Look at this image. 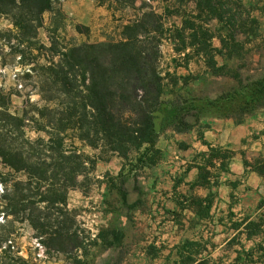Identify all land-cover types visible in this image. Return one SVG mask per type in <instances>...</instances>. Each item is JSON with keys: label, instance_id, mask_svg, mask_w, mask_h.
<instances>
[{"label": "trees", "instance_id": "16d2710c", "mask_svg": "<svg viewBox=\"0 0 264 264\" xmlns=\"http://www.w3.org/2000/svg\"><path fill=\"white\" fill-rule=\"evenodd\" d=\"M59 1L0 0V15L14 26L0 29V43L13 48V40L17 41L23 54L20 63L31 65L24 74L34 77L35 93L41 100L29 96L14 111L12 93L0 85V165L7 170L1 173L5 192L0 214L28 222L47 254L83 262L92 246L102 242L112 247L124 233L106 228L92 235L82 228L78 213L68 206L70 191L87 188L98 161H108L115 154L124 160L117 175L121 180L133 171L136 176L157 166L164 150L158 146L156 119L164 110L167 88L180 83L186 88L199 78L192 73L179 76L176 70L161 67L164 41L173 45L175 69L188 68L197 58L213 75L242 82L241 69L250 45L257 38L264 41V36L259 19L244 0H162V12L154 6L155 0H140L143 13L123 26L119 39L47 46L39 30L44 14L54 12ZM137 1L130 3L134 6ZM215 39L220 45H215ZM26 50L38 51L43 60L30 62ZM235 58L238 64L227 62ZM251 94L264 99V84ZM183 107L175 112L181 119L177 131L191 129L180 113ZM30 130L39 135L33 138ZM77 142L99 153H86ZM237 153L226 149L222 156ZM241 154L248 164L245 153ZM216 156L219 153L212 148L211 157ZM254 169L264 176V161L257 160ZM208 174L201 168L196 183L205 185ZM120 194L127 198L124 190ZM245 230L248 238H261L245 251V259L249 264H264V213L257 220L247 218ZM205 251V242L187 239L176 246L173 264H212ZM17 261L27 262L18 257L9 264Z\"/></svg>", "mask_w": 264, "mask_h": 264}, {"label": "rangeland", "instance_id": "374dc122", "mask_svg": "<svg viewBox=\"0 0 264 264\" xmlns=\"http://www.w3.org/2000/svg\"><path fill=\"white\" fill-rule=\"evenodd\" d=\"M141 4L140 0L134 6L131 5L130 0H60L54 12L44 14V25L39 30V38L47 46L55 42L60 48L71 43L119 39L123 26L143 13ZM153 4L159 12H162V0H155ZM245 5L257 17V0H246ZM171 20L178 19L172 17ZM260 20L262 32L264 18L261 16ZM212 26L216 28L217 23L213 22ZM13 27L8 17L0 15V29ZM214 42L215 45H220L219 40L215 39ZM12 45L13 48L0 43V85L12 93V109L18 111L29 96L33 101L40 103L41 100L35 93L37 91L34 87V77L24 74L31 65L25 67L20 63L23 54L20 53L15 39ZM250 48L245 66L241 69L242 82H238L234 78L212 75L204 63L197 58L190 62L188 68L175 69L172 62L175 55L173 45L170 41H164L161 46V67L170 68L171 71L176 70L179 76L192 73L199 78L186 88L181 87V83L167 88V94L164 97L165 111L158 112L162 116L159 122V133L163 137L172 134L178 121H181L177 118L180 114H176L179 106H184L180 113L184 114L183 120L188 124L202 111L207 113L215 109L221 114H233L238 117L239 114L252 110L253 107L237 105V103L241 101L239 99L248 98V95L259 88L260 84H264V41L257 38ZM25 54L30 62L42 59L35 50L32 52L26 50ZM219 62L224 63L225 60L219 58ZM227 62L238 64L239 61L235 58ZM223 88L231 89L228 98L236 105L226 104L222 101V97L211 101L209 97L216 92L220 93ZM171 104L174 105V109L170 107ZM259 109L261 107H257V110ZM167 115L169 119H166ZM29 134L33 138L39 135L34 130H30ZM77 144L86 153L91 155L99 153L98 150L89 146L78 142ZM101 162L104 163L103 167L100 171L97 168L91 173L87 188H76L70 191L68 206L78 213L82 228L90 231L92 235L106 228L118 229L124 233L122 240L112 247L99 242L90 248V254L85 261L78 262L63 254H47L28 222L12 216L6 217L4 213H1L0 264H9L18 257H23L27 262L17 261L16 264H173L176 253L169 247L170 243L164 244L163 239L160 238L159 229L164 230L165 226L162 222L159 223V216L149 210H138L139 207L147 206L149 200L142 199L136 183L133 186V179L137 182L139 178L130 174H127L123 180L117 177L120 172L117 168L123 163V159L117 154L112 155L110 160H101ZM6 171L5 167L0 165V208L3 207L2 197L5 192L1 173ZM120 189L128 194L127 198L121 196ZM188 229L191 230V228ZM165 230H172V228L166 227ZM207 230L208 228L204 226L194 229V231L205 233ZM186 233L191 234L189 231ZM223 238L219 236L216 240L221 242ZM246 244L252 246L253 240ZM228 255L229 253L222 247L214 251L212 258L219 264H223V259L228 258Z\"/></svg>", "mask_w": 264, "mask_h": 264}, {"label": "crops", "instance_id": "0c3cea01", "mask_svg": "<svg viewBox=\"0 0 264 264\" xmlns=\"http://www.w3.org/2000/svg\"><path fill=\"white\" fill-rule=\"evenodd\" d=\"M261 16L264 18V0H257V18ZM230 90L223 88L209 98L216 101L222 97L226 104L236 105L228 98ZM239 100L237 105L253 109L238 117L221 114L215 109L207 113L202 111L189 121L190 130L177 131L175 128L173 135L163 137L160 134L158 146L164 150V157L157 166L143 169L136 176V171L130 174L139 178L132 182L133 186L137 184L142 199H149L147 206L138 210L151 211L159 216V223L162 222L165 229L172 228L159 229L163 243H170L169 247L176 253V246L187 239L201 240L206 243L204 254L212 264H219L212 257L214 251L222 247L229 253L223 264H249L245 251L255 247L261 239L248 238L245 225L247 218L257 220V216L264 213V176L254 169L257 160L264 161V99L250 94ZM161 119L158 114V129ZM198 122L210 127H200ZM212 148L217 149L219 156L211 157ZM226 149L238 153L224 158ZM241 152L245 153L248 164ZM103 165L99 160V171ZM201 168L209 172L205 185L196 183ZM236 223L242 224L234 227ZM200 226L207 227V232L194 231ZM219 236L224 237L221 242L216 240ZM234 237H237L235 241ZM252 240V246H247L246 242Z\"/></svg>", "mask_w": 264, "mask_h": 264}, {"label": "water", "instance_id": "95a60500", "mask_svg": "<svg viewBox=\"0 0 264 264\" xmlns=\"http://www.w3.org/2000/svg\"><path fill=\"white\" fill-rule=\"evenodd\" d=\"M156 122H157V119H156ZM158 124V123H157Z\"/></svg>", "mask_w": 264, "mask_h": 264}]
</instances>
